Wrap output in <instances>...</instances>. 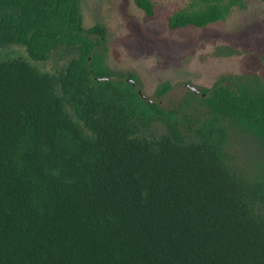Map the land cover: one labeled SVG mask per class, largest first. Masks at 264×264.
Instances as JSON below:
<instances>
[{
	"label": "trees",
	"instance_id": "obj_1",
	"mask_svg": "<svg viewBox=\"0 0 264 264\" xmlns=\"http://www.w3.org/2000/svg\"><path fill=\"white\" fill-rule=\"evenodd\" d=\"M247 3L203 0L167 25ZM106 35L81 0H0V48L51 65L0 61V264H264V163L251 172L228 148L241 132L264 153V81L224 76L165 108L110 69Z\"/></svg>",
	"mask_w": 264,
	"mask_h": 264
},
{
	"label": "rangeland",
	"instance_id": "obj_2",
	"mask_svg": "<svg viewBox=\"0 0 264 264\" xmlns=\"http://www.w3.org/2000/svg\"><path fill=\"white\" fill-rule=\"evenodd\" d=\"M153 2L155 15L148 17L133 0H81L84 26L107 29L106 64L113 71L135 74L136 87L145 96L175 108L189 85L210 87L224 76L239 74H257L264 81V0H248L246 8H235L225 20L205 27L181 29L169 28L168 16L203 0ZM14 59L51 69L50 64L29 58L24 46L0 48V61ZM166 80L173 86L160 98L157 88ZM195 112L190 108L189 114ZM228 148L236 163L251 172L264 163L260 143L252 134L231 133Z\"/></svg>",
	"mask_w": 264,
	"mask_h": 264
},
{
	"label": "water",
	"instance_id": "obj_3",
	"mask_svg": "<svg viewBox=\"0 0 264 264\" xmlns=\"http://www.w3.org/2000/svg\"><path fill=\"white\" fill-rule=\"evenodd\" d=\"M103 79H108V77H102ZM129 81L132 82L134 85H136V82L132 79V78H129ZM189 88L193 91H196L197 93H200L201 90L199 88H197L195 85H189ZM145 97V95H143Z\"/></svg>",
	"mask_w": 264,
	"mask_h": 264
}]
</instances>
